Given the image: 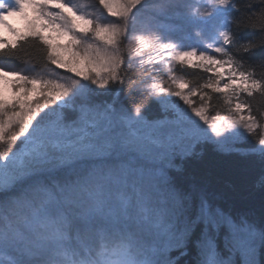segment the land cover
Masks as SVG:
<instances>
[{
	"label": "snow or ice",
	"instance_id": "snow-or-ice-1",
	"mask_svg": "<svg viewBox=\"0 0 264 264\" xmlns=\"http://www.w3.org/2000/svg\"><path fill=\"white\" fill-rule=\"evenodd\" d=\"M0 29V264H264V199L177 176L210 145L264 193V0H0Z\"/></svg>",
	"mask_w": 264,
	"mask_h": 264
},
{
	"label": "trees",
	"instance_id": "trees-1",
	"mask_svg": "<svg viewBox=\"0 0 264 264\" xmlns=\"http://www.w3.org/2000/svg\"><path fill=\"white\" fill-rule=\"evenodd\" d=\"M235 15V13H233ZM252 33L244 32L241 34L242 39H248ZM29 53L35 54L33 50L29 49ZM261 56H264V50H258L255 53L254 60H258ZM16 67H23L16 61L6 62ZM137 66L132 65V69ZM261 69L257 68L256 72L259 74ZM184 72L188 74L189 79L197 80L201 76L206 74L199 70L184 69ZM119 99L125 104L129 103L128 97L122 93ZM254 104L264 103V99L257 97ZM155 115V113H150ZM177 164L182 166L183 172L177 174L180 184L187 187L188 182L193 179L206 178L208 182L222 183L226 187H230L237 193L234 201L219 200L218 202L224 205L229 211L239 213L247 211L251 214V217L256 221L257 224L261 220V202L264 199V193H262L259 187L256 186L255 180L253 179L259 169L258 165L243 160L235 156H226L224 154L217 153L210 145L205 146L202 149V155L199 159L194 161H177ZM245 174L247 176L245 177ZM247 179L246 186H244V180Z\"/></svg>",
	"mask_w": 264,
	"mask_h": 264
},
{
	"label": "rangeland",
	"instance_id": "rangeland-1",
	"mask_svg": "<svg viewBox=\"0 0 264 264\" xmlns=\"http://www.w3.org/2000/svg\"><path fill=\"white\" fill-rule=\"evenodd\" d=\"M74 2H81V0H74ZM83 2L92 3V2H94V0H83ZM191 2L193 4H195L196 0H191ZM88 10L91 11V9H88ZM29 15H31L30 11H29ZM7 23L9 25H11V27L14 28L17 32H23L24 31L25 21L20 17H17V16L7 17ZM0 35L4 36V38L8 39V40L13 39L12 35L7 31V29H0ZM188 42H192V43L196 42V37L194 35H192L191 40ZM134 65H136V64H134ZM162 73L164 74V76L166 78V70H162Z\"/></svg>",
	"mask_w": 264,
	"mask_h": 264
}]
</instances>
